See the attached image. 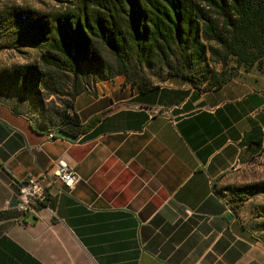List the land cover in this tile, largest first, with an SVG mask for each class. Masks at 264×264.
Here are the masks:
<instances>
[{
    "label": "crops",
    "instance_id": "0c3cea01",
    "mask_svg": "<svg viewBox=\"0 0 264 264\" xmlns=\"http://www.w3.org/2000/svg\"><path fill=\"white\" fill-rule=\"evenodd\" d=\"M10 105L0 99V264H264L263 243L216 191L264 139V63L206 93L93 83L72 107L97 122L77 137ZM60 158L75 189L45 181L48 202L21 217L11 185Z\"/></svg>",
    "mask_w": 264,
    "mask_h": 264
},
{
    "label": "trees",
    "instance_id": "16d2710c",
    "mask_svg": "<svg viewBox=\"0 0 264 264\" xmlns=\"http://www.w3.org/2000/svg\"><path fill=\"white\" fill-rule=\"evenodd\" d=\"M72 5L37 23L44 43L40 67H21L0 78V89L30 81L33 90L68 97L54 116L56 128L70 137L97 122L82 125L72 107L93 83L123 76L145 93L157 87L145 71L157 68L166 72L165 80L206 93L221 89L239 68L250 71L264 63V0H74ZM16 35L20 41L33 39L19 28ZM254 144L264 151V139Z\"/></svg>",
    "mask_w": 264,
    "mask_h": 264
},
{
    "label": "rangeland",
    "instance_id": "374dc122",
    "mask_svg": "<svg viewBox=\"0 0 264 264\" xmlns=\"http://www.w3.org/2000/svg\"><path fill=\"white\" fill-rule=\"evenodd\" d=\"M73 1L0 0V78L21 67H40L44 43L37 23L45 21L52 13L72 9ZM18 28L32 34L33 39L18 40ZM212 67L216 71L220 69V66ZM145 73L154 84L172 82L165 80L166 72L160 69L146 70ZM118 78L125 79L123 76ZM0 99L12 103L42 126L49 127L58 125L57 116L54 115L60 113L69 101L65 96L50 97L38 87L33 90L30 81L0 89ZM216 191L236 208L245 225L255 232L264 245V151L249 155L236 170L219 181Z\"/></svg>",
    "mask_w": 264,
    "mask_h": 264
},
{
    "label": "built area",
    "instance_id": "2783aa9c",
    "mask_svg": "<svg viewBox=\"0 0 264 264\" xmlns=\"http://www.w3.org/2000/svg\"><path fill=\"white\" fill-rule=\"evenodd\" d=\"M45 181H56L68 192H72L79 181V177L75 170L64 159L60 158L54 161L51 168L40 176L30 175L24 180L13 183L11 185L13 200L21 217L26 215L36 217L39 209L48 202L49 191L44 184ZM229 212L231 213L230 209ZM21 225H26L25 221L21 220Z\"/></svg>",
    "mask_w": 264,
    "mask_h": 264
},
{
    "label": "water",
    "instance_id": "95a60500",
    "mask_svg": "<svg viewBox=\"0 0 264 264\" xmlns=\"http://www.w3.org/2000/svg\"><path fill=\"white\" fill-rule=\"evenodd\" d=\"M12 203H13V205H15V201H14V200H13V202H12ZM229 218H231V217H229Z\"/></svg>",
    "mask_w": 264,
    "mask_h": 264
}]
</instances>
